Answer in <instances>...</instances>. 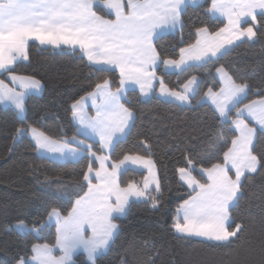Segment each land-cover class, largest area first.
<instances>
[{
  "label": "snow or ice",
  "instance_id": "snow-or-ice-1",
  "mask_svg": "<svg viewBox=\"0 0 264 264\" xmlns=\"http://www.w3.org/2000/svg\"><path fill=\"white\" fill-rule=\"evenodd\" d=\"M197 0H0V72H12V66L21 59L27 60V47L30 40L40 45L78 46L94 71L107 72L119 70L120 87L111 91L108 79L97 83L95 91L82 97L71 105V116L78 125L77 134L85 139H99L100 152L111 151L119 139L130 130L133 113L122 103L125 90L139 85L142 95L153 90V81L159 80L160 96L170 102L190 104L197 95L202 81L192 75L180 86V90L168 88L156 72L160 56L153 46L158 30L175 28L181 24V15L189 3ZM108 10L114 19H105L94 10L97 6ZM208 12L226 18L227 24L215 33L207 28L197 30L198 39L187 49H180L179 59H164L165 70L185 73L189 69L203 66L226 51V46L246 37L254 41L258 36V16L264 17V0H211ZM245 18H250V26L241 28ZM220 88L213 87L197 103L211 101L215 113L222 123L230 125L235 131L230 146L223 132L210 142L207 156L211 157L219 146L223 151V163H213L211 167H201L199 172L206 182L197 179L193 172L196 164L188 157V166L179 168V178L191 190L189 198L176 209L172 228L180 238H201L212 246H227L240 239L246 224L231 215L243 194L244 179L247 174L257 173L264 168V152L256 153L255 139L259 130L264 133V98L240 105L247 98L249 85L238 83L224 69H216ZM9 86L0 80V104L12 106L18 116L25 112V98L38 92L41 83L32 77L10 75ZM19 86L17 91L16 86ZM91 99L95 116H88L85 104ZM99 101V103H97ZM235 109V118L232 111ZM254 122L250 126L248 120ZM31 135L39 152L53 158L77 161L87 152L89 165L83 174L87 191L76 199L66 217L53 208L48 220L39 228L27 229L23 222L17 224L21 232L34 231L39 234L51 227L53 219L56 226V243L62 255H53V248L47 244L32 246V262L35 264H72L73 255L82 252L87 264H96L97 257L111 245L117 232L113 219L129 210L131 197L151 201V206H159L160 181L154 171L151 159L140 155L125 154L123 159L106 167L109 155L93 151V144L84 139L56 140L38 132L37 129L17 128L14 137L20 141L25 134ZM143 143V141H142ZM74 145V146H73ZM94 158V160H93ZM94 162L99 168L94 169ZM132 165L148 170L143 187L129 183L121 188L118 177ZM234 172V176L231 174ZM95 179L96 183H93ZM82 190V189H81ZM114 197V201L113 198ZM234 225V226H233ZM90 230L91 235H86ZM18 264H29L22 257ZM126 264V259L123 261Z\"/></svg>",
  "mask_w": 264,
  "mask_h": 264
},
{
  "label": "trees",
  "instance_id": "trees-1",
  "mask_svg": "<svg viewBox=\"0 0 264 264\" xmlns=\"http://www.w3.org/2000/svg\"><path fill=\"white\" fill-rule=\"evenodd\" d=\"M210 5L211 0H202L197 6H187L178 30L156 38L154 47L161 61L178 59L181 48L195 43L198 29L215 33L225 26L223 21L210 17ZM94 10L105 19H112L101 7ZM258 23L254 41H242L203 66L185 73L157 69V77L171 89L180 90L192 75L200 78L199 91L189 107L155 96L143 99L135 90L125 93L123 104L133 113V120L126 137L110 152L109 160L119 161L125 154L151 159L161 185L160 194L152 191V195H159V206L153 208L149 200L134 201L123 217L114 218L116 235L108 250L97 257L96 264H123L125 259L126 264H264V168L244 179L243 194L232 210L236 222L243 219L246 224L235 243L212 246L203 240L180 238L172 228L177 207L192 194L180 183L177 170L188 166L190 156L196 164L193 175L206 182L199 169L223 163V151L227 150L219 146L208 157L210 142L223 132L230 146L235 135L209 105L197 103L209 87L219 90L216 69L223 66L236 82L249 85L240 107L264 98V17L258 16ZM27 55L28 59L15 64L11 73L0 75L1 80L9 74L32 77L42 85L40 94L26 98L22 118L13 108L0 105V264H17L22 257L29 260L34 244L54 247V226L34 234L20 233L14 225L23 222L27 229L39 228L53 208L66 217L76 199L87 191L83 181L89 165L87 152L76 162L52 161L37 154L27 133L15 141L16 129L35 128L61 141L74 136L83 139L72 123L71 105L92 93L96 84L105 79L111 82L112 90L120 87L115 71H94L76 50L30 43ZM231 115L235 118V109ZM85 141L93 144L98 155L102 154L98 143ZM255 151L264 152V133H257ZM93 166L95 169L96 164ZM144 177L143 172L127 170L118 177V183L121 188L129 183L141 187ZM73 264H87L86 257L75 255Z\"/></svg>",
  "mask_w": 264,
  "mask_h": 264
},
{
  "label": "crops",
  "instance_id": "crops-1",
  "mask_svg": "<svg viewBox=\"0 0 264 264\" xmlns=\"http://www.w3.org/2000/svg\"><path fill=\"white\" fill-rule=\"evenodd\" d=\"M125 2H126V0H125ZM201 2H202V0H197V2H196L195 4H191V3H189L188 6H197V5H199ZM98 6H99V5H98ZM99 7H101V6H99ZM101 8L104 9V11H105L106 13H108V10H107V9H105V8H103V7H101ZM109 15H110V14H109ZM209 15H210L211 18H213V19H217V20H220V21H223L225 25L227 24V20H226V18H224V17H222V16H219V14L213 15V14L209 13ZM110 16H112V19L115 18L114 15H110ZM250 23H251V22H250V18H245L244 21H242V23H241V28L249 27V26H250ZM179 27H180V25L176 26L174 29H173V28H167V29H164V30H158V34H157L156 38H158V37H160V36H163V35H166V34L174 33L175 31L178 30ZM224 27H225V26H224ZM156 38H155V40H156ZM198 38H199V37H198V34H197V32H196V41H197ZM155 40H154V41H155ZM196 41H195V43H196ZM242 41H249V40H248L246 37H241L240 40L234 41L233 45L226 46V51H225V52L229 51L231 48H233L234 46H236L237 44H239V43L242 42ZM30 43H35V44H37V45H39V46H41V47H50V48H53L51 45H40V43H39L38 41H35V40H30V41L28 42V45H29ZM195 43H194V44H195ZM153 46H154V42H153ZM27 48H28V47H27ZM61 48L73 50L71 47L63 46V45L61 46ZM61 48H59V49H61ZM54 49H55V48H54ZM185 49H187V48H185ZM75 50L78 51V52H80L78 46L76 47ZM225 52H224V53H225ZM80 54H81V52H80ZM81 55H82V54H81ZM220 56H221V55H220ZM179 57H180V55H179ZM84 58L87 60L86 57H84ZM178 59H179V58H178ZM214 59H216V58H214ZM24 61H26V60L21 59V60L18 61L17 63H19V62H24ZM87 62L89 63V61H87ZM17 63H15V64H17ZM15 64H14V65H15ZM89 64H90V63H89ZM14 65H13V66H14ZM13 66H12V67H13ZM158 68H161L162 71L165 72V73H178V72H176V71H172V70H165L162 61L159 63ZM158 68H157V69H158ZM111 71H115V72L119 75V70H118V69H113V70H111ZM3 73H5V72H0V75L3 74ZM10 75H12V74L7 75V76L5 77V80H3V81H4L6 84L12 86V85H11V81H10V79H9ZM119 77H120V75H119ZM215 78H216V80L218 81V83L220 84V82H219V75L217 74V72H215ZM0 80H1V79H0ZM220 86H221V85H220ZM130 90H136V91L138 92L139 96H140L141 98H144V99H148V98H151L152 96H155V97H157V98H159V99H161V100H164V101L170 102L167 98H165V97H161V96H160V84H159V80H155V81H153V90H151V91L149 92L148 95H142V94H141L140 89H139V85H132L131 87L127 88V89L125 90V92L130 91ZM113 92H115V91H113ZM92 93H93V92H92ZM30 95H32V94H30ZM33 95H34V94H33ZM37 95H38V94H37ZM88 95H89V94H88ZM28 96H29V95H28ZM124 97H125V93H124ZM124 97L122 98V102H123ZM90 103H91V101H90ZM97 103H99V101H97ZM171 103H174V104H177V105H180V106H185V107H189L190 104H191V103H190V104H183V105H181V104H179V102H175V101H171ZM201 103L209 105V106L214 110V106L211 104V101H210V100H209V101H204V102H201ZM214 112H215V110H214ZM217 115H218V114H217ZM23 116H24V115H23ZM20 118H21V117H20ZM248 122H249L250 126H253V125H254V122L251 121L250 118H249ZM255 126H256L257 129H258L257 133H258V132L262 133V132L259 130V126H258V125H255ZM233 131H234V129H233ZM234 133H235V131H234ZM257 133H256V137H257ZM235 134H236V133H235ZM81 136H82V135H81ZM82 137H83V136H82ZM255 141H256V139H255ZM93 160H94V159H93ZM97 168H98V166H97ZM128 170H132V171H136V172H143V173L145 174V176H148V175H149L148 170H147L146 168H143L142 166H138V165H132V164H130V163H129V168H128ZM154 171H155V173H156V170H155V169H154ZM231 174L234 176V172L231 173ZM254 174H256V173H254ZM254 174H247V176L254 175ZM156 177H157V175H156ZM144 178H145V177H144ZM178 178H179V175H178ZM204 178H205V180H206V177H205V176H204ZM179 181H180V183H181L185 188H187L189 191H191V190L188 188V186H187L186 184H184L183 181L180 180V178H179ZM93 183H96L95 179H93ZM86 184H87V183H86ZM143 184H144V180H143V182H142L141 187H143ZM151 188H152V191H154V189H155V185H152ZM112 199L114 200V197H113ZM130 200L134 202V201H140V200H143V198H140L139 200H137V198H135V197H131ZM118 217H119V215H117L115 218H118ZM122 217H123V216H122ZM112 222H113V221H112ZM113 223H114V222H113ZM89 234H90V230H87V231H86V235H89ZM176 235H178V234L176 233ZM178 236H179V235H178ZM193 239L202 240L201 238H193ZM54 248H55V246H54ZM107 250H108V249H107ZM107 250H106V251H107ZM106 251H105V252H106ZM79 254H83V253H82V252H79ZM103 254H104V253H103ZM83 255H84V254H83ZM74 256H75V254L73 255V257H74ZM84 256H85V255H84ZM85 257H86V256H85Z\"/></svg>",
  "mask_w": 264,
  "mask_h": 264
},
{
  "label": "rangeland",
  "instance_id": "rangeland-1",
  "mask_svg": "<svg viewBox=\"0 0 264 264\" xmlns=\"http://www.w3.org/2000/svg\"><path fill=\"white\" fill-rule=\"evenodd\" d=\"M82 54V53H81ZM88 61V60H87ZM12 85V84H11ZM10 86V85H9ZM13 86V85H12ZM42 86V85H41ZM11 87V86H10ZM16 88H17V91H19L20 89H19V86L17 85L16 86ZM95 91V90H94ZM93 91V92H94ZM111 91H114V90H112L111 89ZM116 91V90H115ZM136 91V90H135ZM42 92V87L40 88V90L38 91V92H34V93H31L32 95L34 94V95H37V94H40ZM126 93V92H125ZM91 94V93H90ZM30 95V94H29ZM89 95H86V96H84V97H88ZM28 97V95L26 96V98ZM26 98H25V100H26ZM144 99V98H143ZM81 100V99H80ZM124 100V99H123ZM90 101H91V99H89L88 101H87V103L85 104V109H86V112H87V115L88 116H95V109L93 108V106H92V101H91V103H90ZM123 103V102H122ZM1 106H3V107H11V108H13L12 106H8V105H3V104H0ZM124 107H126L125 105H124ZM14 109V108H13ZM15 110V109H14ZM18 115V114H17ZM23 115H24V113H23ZM18 117H20V116H18ZM71 120H72V116H71ZM72 123L76 126V127H78V125L76 124V123H74L73 122V120H72ZM128 133V132H127ZM127 135V134H126ZM126 135L125 136H123V137H121L119 140H123L125 137H126ZM27 137L30 139V141L34 144V146H35V142L32 140V138H31V135L30 134H28L27 133ZM76 139H78V140H80V139H82V138H76ZM83 139L85 140V138L83 137ZM87 140H91V141H93V142H95V143H98V145H99V148H100V143H99V139L98 138H96L95 140H93V139H87ZM85 143L86 144H89V143H87L86 141H85ZM74 146V145H73ZM112 151V150H111ZM111 151H109V150H105L102 154H104V155H109L110 154V152ZM36 152H37V154L39 155V156H42V157H45V158H47V159H49V160H52V161H56V162H60V163H65V162H76V161H72V160H68V161H64V160H60V159H56V158H53V157H51L50 155H48V154H46V153H43V152H39L38 153V151H37V149H36ZM87 156H88V154H87ZM94 159V158H93ZM95 164H96V168H97V166H98V168H99V162H94ZM111 162H110V160L107 162V164H106V167H109V169H110V166H111ZM143 200H145V199H143ZM114 201V200H113ZM125 215V214H124ZM124 215H119V217H122V216H124ZM47 220H48V218H47ZM46 220V221H47ZM51 226H54L55 227V229H56V226H55V219H53V221H52V224H51ZM14 228L18 231V232H20V233H26L27 231H24V232H21V231H19L18 229H17V224H15L14 225ZM50 228V227H49ZM32 232H34V231H32ZM34 234H37L36 232H34ZM89 235H91V232H90V234ZM53 248V255H55V256H57V257H59L60 255H62V253L60 252V250L58 249V248H54V247H52ZM105 253V252H104ZM75 255H77V254H79V252H77V253H74ZM32 255H33V253H32ZM32 257V256H31ZM31 257H30V259L28 260L29 261V264H35V262H32V260H31ZM74 258V257H73ZM18 264V263H17ZM72 264H73V260H72Z\"/></svg>",
  "mask_w": 264,
  "mask_h": 264
}]
</instances>
